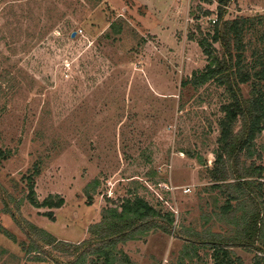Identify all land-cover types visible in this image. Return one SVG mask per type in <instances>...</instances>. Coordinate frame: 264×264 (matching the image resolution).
<instances>
[{"label":"rangeland","instance_id":"1","mask_svg":"<svg viewBox=\"0 0 264 264\" xmlns=\"http://www.w3.org/2000/svg\"><path fill=\"white\" fill-rule=\"evenodd\" d=\"M224 10L227 20L260 18L264 0H229ZM216 15L215 0H0V148L9 152L0 163V264H54L23 251L7 208L19 204L25 219L78 243L104 207L134 194L174 221L118 243L112 264H211V251L188 248L179 230H232L207 171L226 92L214 82L182 85L206 64L197 41ZM243 41L247 61L253 49L264 52V24ZM256 147L264 194V130ZM34 169L37 201L63 198L53 220L25 197ZM231 250L243 264L264 258Z\"/></svg>","mask_w":264,"mask_h":264},{"label":"trees","instance_id":"2","mask_svg":"<svg viewBox=\"0 0 264 264\" xmlns=\"http://www.w3.org/2000/svg\"><path fill=\"white\" fill-rule=\"evenodd\" d=\"M215 1L217 15L212 22V31L197 41L206 64L201 70L193 71L182 81V85L199 87L214 82L226 92V101L220 106L222 116L217 122L214 160L207 171L214 187L219 188L224 196L219 213L232 226V230L229 234L221 235L179 230V237L187 242L188 248H208L211 251V264H243L238 256H234L232 247L255 250L257 254L264 255V194L259 182L263 168L255 162L260 158L256 139L264 130V52L253 49L247 61L243 41L246 30L256 24H264V17L227 20L224 19V8L229 0ZM214 43L222 47L221 52L217 51ZM242 84L249 86L247 96L241 91ZM237 125H240L238 129L235 128ZM8 156L9 152L0 148V163ZM189 156L200 159L192 154ZM37 174L34 169L32 175L27 176L25 197L34 207L48 208L44 216L53 220L51 209L61 207L63 198L53 200L47 197L38 202L33 188V177ZM7 210L25 235L27 242L22 241L20 245L29 258L38 262L50 260L54 264H86L87 261L91 264H112L118 243H125L157 228L168 231L174 221L171 213L161 214L141 196L134 194L123 199L118 206L104 207L100 220L88 227L89 238L71 243L57 239L44 228L25 219L20 213L19 204L14 211ZM3 232L15 241L14 234L7 230ZM52 252L70 255L73 259L62 263ZM262 263V256H254L252 264Z\"/></svg>","mask_w":264,"mask_h":264},{"label":"water","instance_id":"3","mask_svg":"<svg viewBox=\"0 0 264 264\" xmlns=\"http://www.w3.org/2000/svg\"><path fill=\"white\" fill-rule=\"evenodd\" d=\"M76 32H72L71 33V37L75 36Z\"/></svg>","mask_w":264,"mask_h":264},{"label":"built area","instance_id":"4","mask_svg":"<svg viewBox=\"0 0 264 264\" xmlns=\"http://www.w3.org/2000/svg\"><path fill=\"white\" fill-rule=\"evenodd\" d=\"M184 191L186 192V191H188V189L185 188Z\"/></svg>","mask_w":264,"mask_h":264}]
</instances>
